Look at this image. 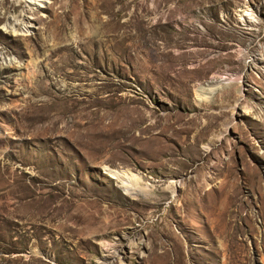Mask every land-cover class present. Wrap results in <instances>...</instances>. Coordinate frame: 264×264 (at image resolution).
I'll return each mask as SVG.
<instances>
[{
	"label": "rangeland",
	"instance_id": "rangeland-1",
	"mask_svg": "<svg viewBox=\"0 0 264 264\" xmlns=\"http://www.w3.org/2000/svg\"><path fill=\"white\" fill-rule=\"evenodd\" d=\"M0 264H264V0H0Z\"/></svg>",
	"mask_w": 264,
	"mask_h": 264
},
{
	"label": "bare ground",
	"instance_id": "bare-ground-1",
	"mask_svg": "<svg viewBox=\"0 0 264 264\" xmlns=\"http://www.w3.org/2000/svg\"><path fill=\"white\" fill-rule=\"evenodd\" d=\"M43 1L46 2V0ZM107 173L112 178H116L122 184L127 193L133 194V183H136L138 187L142 185L141 177L130 171H114L111 169H107Z\"/></svg>",
	"mask_w": 264,
	"mask_h": 264
},
{
	"label": "water",
	"instance_id": "water-1",
	"mask_svg": "<svg viewBox=\"0 0 264 264\" xmlns=\"http://www.w3.org/2000/svg\"><path fill=\"white\" fill-rule=\"evenodd\" d=\"M124 191V190H123Z\"/></svg>",
	"mask_w": 264,
	"mask_h": 264
}]
</instances>
